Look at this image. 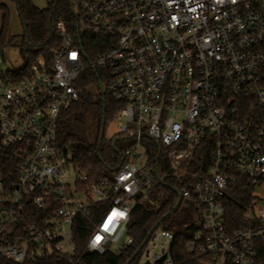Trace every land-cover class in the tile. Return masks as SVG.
<instances>
[{
    "label": "built area",
    "instance_id": "built-area-1",
    "mask_svg": "<svg viewBox=\"0 0 264 264\" xmlns=\"http://www.w3.org/2000/svg\"><path fill=\"white\" fill-rule=\"evenodd\" d=\"M72 9L75 21L54 23L50 58L37 57L21 79L0 75V147L11 148L17 163L11 190L0 173V260L61 253L66 264H79L78 217L92 225L85 251L129 247L132 207L155 186L162 159L163 182L174 179L181 202L199 216L188 257L264 264V0H71ZM92 50L99 51L91 59ZM88 68L103 71L104 91L123 105L107 137L122 138L121 163L99 178L56 143L58 121L80 99L76 82ZM205 153L209 168L196 174ZM235 189L250 199L245 225L229 232L224 200ZM101 203L106 208H94ZM175 246L174 232L158 226L136 255L143 264H182Z\"/></svg>",
    "mask_w": 264,
    "mask_h": 264
},
{
    "label": "trees",
    "instance_id": "trees-1",
    "mask_svg": "<svg viewBox=\"0 0 264 264\" xmlns=\"http://www.w3.org/2000/svg\"><path fill=\"white\" fill-rule=\"evenodd\" d=\"M0 0V10H3V22L0 31L1 51L8 40L9 33V10L6 4ZM17 5L19 18L23 26L22 48L26 58L25 66L18 71H9L6 74L14 79L23 78L31 63L40 55L52 56V51L56 47V32L54 23L57 20L66 19L75 21L71 10V0H52L47 8L40 9L33 3V0H12ZM95 36L91 40L95 41ZM96 42V41H95ZM99 50L88 55L94 58ZM106 86V76L100 69H86L76 82V87L80 92V99L67 108L58 121L56 133V143L61 147H67L74 152L75 162L84 171H90L92 167L93 178L110 176L112 170L121 163L120 151L122 138H118L114 145V137L108 140L106 130L118 111L122 108L120 102L115 101L107 89L102 93L99 83ZM105 130L101 141L102 130ZM157 147V145H155ZM153 153L152 156H156ZM205 162L201 168L192 170L196 174L203 175L207 172L210 164L209 154L202 155ZM205 156V157H204ZM199 162V156L193 160ZM17 163L11 148L0 147V173L4 185L11 190L17 181ZM168 171V164L161 159L159 173L163 176ZM166 185L159 181L148 193L140 194L132 207L130 222L127 233L132 236L134 242L129 247L120 252L108 251L104 254L87 252L84 250L86 241L92 229L88 220L81 217L76 219L74 228V241L77 252L81 254L79 264H126L134 257L138 249L146 240L149 232L154 227H163L171 230L175 234L174 252L176 263L196 264L195 260L188 257L184 252L186 241L196 230L195 220L199 217L191 203L179 201V193L175 192L168 185L177 187L179 185L172 178H165ZM250 192L243 190H231L224 200L225 220L229 232H232L245 225V206L248 205ZM107 204L101 203L94 206L98 210L106 208ZM35 213L39 217H44L47 213L35 208ZM96 220V215L93 216ZM32 219L27 223H32ZM67 256L61 253L51 255L45 261L15 263L7 260H0L1 264H66ZM130 264H143L141 254L136 255Z\"/></svg>",
    "mask_w": 264,
    "mask_h": 264
},
{
    "label": "rangeland",
    "instance_id": "rangeland-1",
    "mask_svg": "<svg viewBox=\"0 0 264 264\" xmlns=\"http://www.w3.org/2000/svg\"><path fill=\"white\" fill-rule=\"evenodd\" d=\"M51 1L52 0H33V3L38 8L44 9L48 7ZM3 2L6 4L9 10V33L8 40L6 41V44L0 53V58L3 59V63L0 66V75L1 73L6 74L9 71H18L26 64V58L22 48L23 26L19 18L17 5L12 0H4ZM3 13L4 11L0 10V29L3 22ZM113 126L114 124L112 122L108 124L106 137L115 134L113 131ZM151 190L152 189L147 190L146 193H149ZM145 260L146 258L144 256L143 261Z\"/></svg>",
    "mask_w": 264,
    "mask_h": 264
},
{
    "label": "water",
    "instance_id": "water-1",
    "mask_svg": "<svg viewBox=\"0 0 264 264\" xmlns=\"http://www.w3.org/2000/svg\"><path fill=\"white\" fill-rule=\"evenodd\" d=\"M72 12L74 13L73 9H72ZM99 86H100V90L102 91V93H104L105 91H104V87H103L102 82L99 83ZM104 134H105V130H104V128H103L102 133H101V141L103 140ZM115 144H116V141H114V145H115ZM157 176H158V181H159V183L162 184V185H166V184L163 182V180H162V178H161L159 172H157ZM168 186H169L171 189H173L175 192H178V189H177V188L172 187V186H170V185H168ZM180 204H181V198H179V201H178V203H177V205H176V208H178V207L180 206ZM155 228H156V227H154V228L149 232V234H148L146 240L144 241V243L142 244V246L140 247V249L138 250V252L141 250V248L143 247V245L147 242V240H148L150 234L152 233V231H153ZM138 252H137V253H138ZM137 253H136V254H137ZM136 254L134 255V257L136 256ZM134 257H133V258H134ZM133 258L130 259L126 264H130V263L132 262Z\"/></svg>",
    "mask_w": 264,
    "mask_h": 264
},
{
    "label": "crops",
    "instance_id": "crops-1",
    "mask_svg": "<svg viewBox=\"0 0 264 264\" xmlns=\"http://www.w3.org/2000/svg\"><path fill=\"white\" fill-rule=\"evenodd\" d=\"M0 31H1V29H0ZM13 35V34H12Z\"/></svg>",
    "mask_w": 264,
    "mask_h": 264
}]
</instances>
